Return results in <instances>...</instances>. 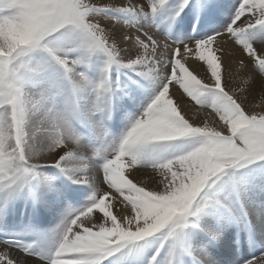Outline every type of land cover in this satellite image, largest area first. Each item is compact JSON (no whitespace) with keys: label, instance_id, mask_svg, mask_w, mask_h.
<instances>
[{"label":"snow or ice","instance_id":"snow-or-ice-1","mask_svg":"<svg viewBox=\"0 0 264 264\" xmlns=\"http://www.w3.org/2000/svg\"><path fill=\"white\" fill-rule=\"evenodd\" d=\"M232 7L227 22L201 34L217 0H0V193L14 196L45 166L91 189L51 251L0 238V264H104L157 233L161 247L169 244L168 264H221L215 214L229 192L217 182L264 161V31H256L264 30V0ZM113 10L129 18L105 15ZM172 23L192 34L173 38ZM79 49L105 54L99 82ZM121 74L134 86L128 92ZM146 93L111 138L116 97L134 107ZM101 131L110 143L96 142ZM231 194L239 198L236 186ZM243 264H264V251Z\"/></svg>","mask_w":264,"mask_h":264},{"label":"bare ground","instance_id":"bare-ground-1","mask_svg":"<svg viewBox=\"0 0 264 264\" xmlns=\"http://www.w3.org/2000/svg\"><path fill=\"white\" fill-rule=\"evenodd\" d=\"M237 2L238 0H217L219 8L214 13L213 18L206 23L205 30L201 34L218 29L227 22L230 12L234 11L232 6ZM185 11H187V9H185ZM105 15L117 16L121 19L129 18L126 14L115 10L110 11ZM181 16H183V13H181ZM156 22L159 24L161 31L168 29L169 24L167 20H162L160 17H157ZM193 23H196L195 18L193 19ZM196 27L199 28L200 25L196 24ZM256 31L259 33L264 30L257 26ZM171 33L173 38L179 39L192 34V29L189 28L187 32H184L183 30H178L175 23H172ZM78 51L84 53L89 60L87 68L88 72H91L88 73V75L92 83L95 84L99 82L104 76L103 67L106 60L105 54L100 51L89 53L84 49H79ZM71 55H76V53L73 52ZM118 71L119 70L115 67L110 69L112 79L116 78ZM120 79L125 85V92H128L131 87H134L130 84L127 75L121 74ZM89 95L90 97H94L93 92H90ZM147 99L148 94L146 93L141 97L139 102L135 103L134 107L127 108L122 101L121 95L116 97L112 117L115 119L117 131L110 132L107 130L111 138L118 137L128 127V114L140 111L143 103L147 102ZM129 101L131 105L134 103L131 99H129ZM97 143L101 145L110 143V140L104 136L103 131L99 133ZM38 171L40 172V175L37 177L35 186L43 207L45 218L44 229L46 232V238L42 243L45 251L48 252L51 251L58 242L63 224L72 210L80 208L88 202L91 189L88 185L79 184L80 190L78 198L74 204L68 203L66 198L57 197L55 191L50 187L51 185H55L57 188L60 187L57 180L58 172L62 171L64 176L68 178L65 171L60 168L49 166L42 167ZM69 171L72 170L69 169ZM227 171L228 175L222 176L221 180L217 182V185L220 186L222 191L229 192L227 197L228 206L218 208L215 214V222L223 225V230L218 241V243L222 245V247L218 249L220 252L219 259L221 264H243V260L250 259V257L248 254L239 256L236 251L234 239L235 230L236 223H240V220L235 210V202H241L255 229L256 246L260 249H264V247H261L259 244L262 233H264V193L260 191V186L264 184V165H245L243 168L229 169ZM233 186H236L239 191L238 199L231 194V188ZM213 187L215 188L216 186ZM10 201L12 202V205L11 208L8 209L7 204ZM23 201L24 198L21 195V191L11 197L7 196L5 193H0V232L15 234L35 229V224L29 220L27 216L22 214ZM18 202H20L21 205L19 208L17 207ZM213 222V217L208 216L202 221V224L207 226ZM161 242L162 236L159 233L154 234L147 240L138 242V245L133 248L131 253L124 255V253H127L128 251L127 249H124L116 256H111L109 264H147L157 248H160V254L157 256L158 264H168L169 244L165 242L164 246L161 247Z\"/></svg>","mask_w":264,"mask_h":264},{"label":"rangeland","instance_id":"rangeland-1","mask_svg":"<svg viewBox=\"0 0 264 264\" xmlns=\"http://www.w3.org/2000/svg\"><path fill=\"white\" fill-rule=\"evenodd\" d=\"M96 52H98V51H96ZM256 164H262V165H264V161H254V162H252V163H250V164H246V165H248V166H252V165H256ZM245 166V165H244ZM243 166V167H244ZM243 167H241V168H243ZM256 232H257V230H256Z\"/></svg>","mask_w":264,"mask_h":264}]
</instances>
